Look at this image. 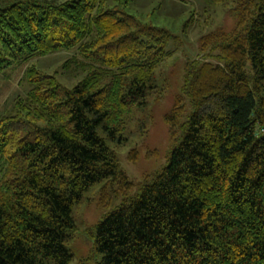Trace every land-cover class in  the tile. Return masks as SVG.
<instances>
[{
    "label": "trees",
    "instance_id": "1",
    "mask_svg": "<svg viewBox=\"0 0 264 264\" xmlns=\"http://www.w3.org/2000/svg\"><path fill=\"white\" fill-rule=\"evenodd\" d=\"M202 1L234 26L200 37L164 115L168 162L136 184L115 147L178 37L121 3L0 0V71L76 49L64 67L83 73L68 88L29 64L0 113V264H71L73 209L97 185L100 207L120 202L78 264H264V0Z\"/></svg>",
    "mask_w": 264,
    "mask_h": 264
},
{
    "label": "rangeland",
    "instance_id": "2",
    "mask_svg": "<svg viewBox=\"0 0 264 264\" xmlns=\"http://www.w3.org/2000/svg\"><path fill=\"white\" fill-rule=\"evenodd\" d=\"M120 3L126 12L138 16L146 23L163 27L178 37V40H171L167 45L168 50H174L173 55L161 62L156 69L160 90H151L146 98V105L135 107L125 131L127 140L115 147L121 169L137 184L146 174L168 162L167 155L172 142L164 115L172 108L176 96L182 93L186 60L202 57L199 52L202 35L218 28L228 31L233 28L235 19L228 8L212 6L205 9L202 0H106V6ZM74 55L76 49L59 50L1 70L0 113L10 108L14 98L26 92L28 87L22 77L29 64L54 75L65 87L75 86L83 73L75 64H71L68 69L64 67L66 60ZM185 106L189 113V103L186 102ZM133 148L138 150V158L134 162L127 158ZM149 151L153 153L150 156ZM136 191L135 186L131 194ZM98 202L97 185L86 192L73 209L72 214L79 229L69 239V247L73 253L71 264H78L79 260L92 254L94 226L104 214L119 204L120 198L115 197L105 208L100 207ZM97 261L98 258L93 256L89 264Z\"/></svg>",
    "mask_w": 264,
    "mask_h": 264
}]
</instances>
